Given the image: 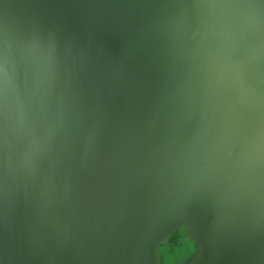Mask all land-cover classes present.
Masks as SVG:
<instances>
[{
  "label": "water",
  "instance_id": "95a60500",
  "mask_svg": "<svg viewBox=\"0 0 264 264\" xmlns=\"http://www.w3.org/2000/svg\"><path fill=\"white\" fill-rule=\"evenodd\" d=\"M0 264H264V0H0Z\"/></svg>",
  "mask_w": 264,
  "mask_h": 264
}]
</instances>
